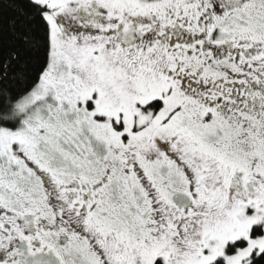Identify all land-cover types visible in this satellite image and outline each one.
<instances>
[{
	"label": "snow or ice",
	"instance_id": "snow-or-ice-1",
	"mask_svg": "<svg viewBox=\"0 0 264 264\" xmlns=\"http://www.w3.org/2000/svg\"><path fill=\"white\" fill-rule=\"evenodd\" d=\"M0 10V264H264V0Z\"/></svg>",
	"mask_w": 264,
	"mask_h": 264
},
{
	"label": "trees",
	"instance_id": "trees-1",
	"mask_svg": "<svg viewBox=\"0 0 264 264\" xmlns=\"http://www.w3.org/2000/svg\"><path fill=\"white\" fill-rule=\"evenodd\" d=\"M17 2L18 0H0V3L15 4ZM16 15L17 14L15 12L9 10H0V38L4 39L5 41L11 39V21L16 18ZM16 31L23 33L26 32L27 29L23 25L17 23ZM13 46L15 45L13 44Z\"/></svg>",
	"mask_w": 264,
	"mask_h": 264
}]
</instances>
